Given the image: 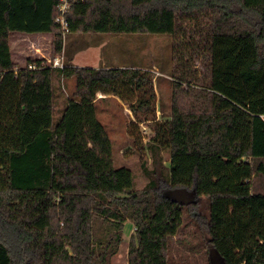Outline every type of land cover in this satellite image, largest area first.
I'll return each instance as SVG.
<instances>
[{"label":"trees","instance_id":"trees-1","mask_svg":"<svg viewBox=\"0 0 264 264\" xmlns=\"http://www.w3.org/2000/svg\"><path fill=\"white\" fill-rule=\"evenodd\" d=\"M58 4L0 0V264H114L128 220V264H190L176 241L191 222L207 237L187 241L189 250L264 264V0L72 2L67 32L175 37L163 120H154L148 69L75 66L67 55L63 67L15 61L14 33H48L52 53L65 51ZM69 78L75 89L56 124L54 82ZM99 94L128 105L135 143L140 124L151 129L146 143L139 138L149 179L141 189L129 167L115 166Z\"/></svg>","mask_w":264,"mask_h":264},{"label":"rangeland","instance_id":"rangeland-1","mask_svg":"<svg viewBox=\"0 0 264 264\" xmlns=\"http://www.w3.org/2000/svg\"><path fill=\"white\" fill-rule=\"evenodd\" d=\"M175 37L165 33H79L67 32L65 35V51L57 54L52 53L51 36L48 34L37 35H12L11 46L13 56L20 65H26V60L45 58L47 64H53L55 58L63 55V62L67 58L75 66L81 67H101L105 65L140 67L150 70L155 81L157 93L156 105L157 113L154 120L169 118L172 113L173 93L175 81L170 76L169 70L174 64L173 46ZM66 53V54H65ZM67 55V58H66ZM51 59V61H50ZM200 68L201 66L198 65ZM74 78L55 80L57 106L54 112V121L57 124L64 112L67 97L75 89ZM99 94L97 102V116L104 124L112 140L113 158L115 166L129 167L134 175L135 187L143 188L149 181L141 166V152L139 138L146 143L150 138V127L147 124H140L137 142L128 131V123L133 119V113L128 105L113 95ZM164 162L169 164L170 152L163 151ZM148 163V167H154L153 157L149 150H145L143 155ZM169 189L165 190L168 194ZM186 195L190 196L189 193ZM180 198V195L178 196ZM191 221L185 219V223ZM189 225L178 238L183 241H176L179 253H184L190 264H207L208 257L213 258L212 253L204 247H196L189 250L187 241L192 244L200 242L207 235L197 228L194 222ZM134 232V224L128 220L123 229V243L120 246V253L112 259L115 264H125L127 260L126 249L129 248V240ZM185 242V243H183ZM128 253V250H127Z\"/></svg>","mask_w":264,"mask_h":264},{"label":"built area","instance_id":"built-area-1","mask_svg":"<svg viewBox=\"0 0 264 264\" xmlns=\"http://www.w3.org/2000/svg\"><path fill=\"white\" fill-rule=\"evenodd\" d=\"M76 0H59V4H58V11L59 14L56 17V22L59 23L65 32H67L69 30V22L66 18V13L69 10L72 2H74ZM51 61V59H50ZM54 67H63L64 66V62H63V55H59L55 58L53 64H51ZM29 68L31 69H36L37 68V64L36 63H30L29 64ZM128 264V263H126Z\"/></svg>","mask_w":264,"mask_h":264},{"label":"water","instance_id":"water-1","mask_svg":"<svg viewBox=\"0 0 264 264\" xmlns=\"http://www.w3.org/2000/svg\"><path fill=\"white\" fill-rule=\"evenodd\" d=\"M212 262L214 263V264H224V262L222 261V259L213 251L212 252Z\"/></svg>","mask_w":264,"mask_h":264},{"label":"crops","instance_id":"crops-1","mask_svg":"<svg viewBox=\"0 0 264 264\" xmlns=\"http://www.w3.org/2000/svg\"><path fill=\"white\" fill-rule=\"evenodd\" d=\"M26 35V33H14V35ZM37 34H48V33H34V34H31V35H37ZM13 35V34H12ZM27 35H29V34H27ZM48 35H50V34H48ZM51 36V35H50ZM51 41H52V36H51ZM13 52V51H12ZM103 96V95H102ZM134 230H135V228H134ZM123 243V242H122ZM127 250H128V248L126 249V255H125V257H127ZM119 253H120V251H119ZM118 253V254H119ZM118 254H116V255H118ZM115 255V256H116ZM115 256L113 257V259L115 258ZM127 263V260L125 261V264ZM115 264V263H114Z\"/></svg>","mask_w":264,"mask_h":264}]
</instances>
